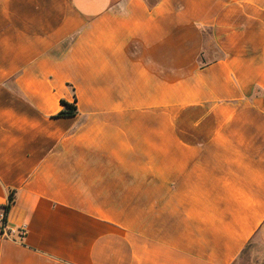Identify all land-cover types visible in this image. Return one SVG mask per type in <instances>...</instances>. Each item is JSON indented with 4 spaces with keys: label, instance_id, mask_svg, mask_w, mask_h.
<instances>
[{
    "label": "crops",
    "instance_id": "crops-1",
    "mask_svg": "<svg viewBox=\"0 0 264 264\" xmlns=\"http://www.w3.org/2000/svg\"><path fill=\"white\" fill-rule=\"evenodd\" d=\"M12 192L0 264H264V0H0Z\"/></svg>",
    "mask_w": 264,
    "mask_h": 264
},
{
    "label": "trees",
    "instance_id": "trees-1",
    "mask_svg": "<svg viewBox=\"0 0 264 264\" xmlns=\"http://www.w3.org/2000/svg\"><path fill=\"white\" fill-rule=\"evenodd\" d=\"M76 101V100H75ZM76 102H74V104H69L66 101H61V104L63 105L64 109L58 114V116L60 117H73L77 114V107H76ZM15 203V197H14V193H10L9 196V201L7 203V205L3 208L4 211V215H3V220H2V226H0V234L3 235L4 234V229L3 226L6 225L7 223V218H8V214L10 213V210L12 208V206Z\"/></svg>",
    "mask_w": 264,
    "mask_h": 264
},
{
    "label": "built area",
    "instance_id": "built-area-1",
    "mask_svg": "<svg viewBox=\"0 0 264 264\" xmlns=\"http://www.w3.org/2000/svg\"><path fill=\"white\" fill-rule=\"evenodd\" d=\"M3 215H4V211L2 212V215L0 216V223H1V226H2ZM3 229H4V235H6V233H5L6 227L3 226Z\"/></svg>",
    "mask_w": 264,
    "mask_h": 264
}]
</instances>
